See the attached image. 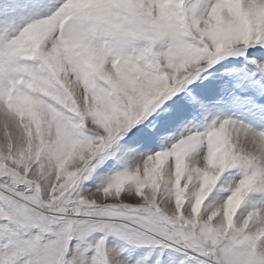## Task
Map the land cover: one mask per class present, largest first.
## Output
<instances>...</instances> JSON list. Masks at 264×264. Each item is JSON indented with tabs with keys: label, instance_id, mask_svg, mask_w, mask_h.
<instances>
[{
	"label": "snow or ice",
	"instance_id": "obj_1",
	"mask_svg": "<svg viewBox=\"0 0 264 264\" xmlns=\"http://www.w3.org/2000/svg\"><path fill=\"white\" fill-rule=\"evenodd\" d=\"M0 264H264V0H0Z\"/></svg>",
	"mask_w": 264,
	"mask_h": 264
},
{
	"label": "rangeland",
	"instance_id": "obj_2",
	"mask_svg": "<svg viewBox=\"0 0 264 264\" xmlns=\"http://www.w3.org/2000/svg\"><path fill=\"white\" fill-rule=\"evenodd\" d=\"M228 59H243L242 57H233V58H228ZM223 64V62H221V65ZM221 65H217L216 67L218 68V69H221L222 70V67H221Z\"/></svg>",
	"mask_w": 264,
	"mask_h": 264
}]
</instances>
